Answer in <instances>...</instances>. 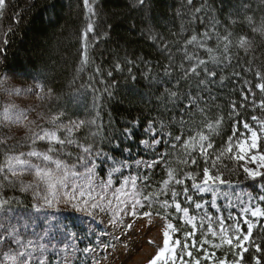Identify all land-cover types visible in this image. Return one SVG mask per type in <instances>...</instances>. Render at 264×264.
Instances as JSON below:
<instances>
[{
    "label": "trees",
    "instance_id": "16d2710c",
    "mask_svg": "<svg viewBox=\"0 0 264 264\" xmlns=\"http://www.w3.org/2000/svg\"><path fill=\"white\" fill-rule=\"evenodd\" d=\"M89 5L92 13L84 0H7L6 9L0 16V78L10 74L23 83L38 88L42 86L44 92L40 95L43 96V112L47 119L59 115L60 122L64 124L83 121L84 124L74 130L71 138L81 145L92 146V160L105 157L115 161H153L160 160L162 153H168L152 171L138 170L135 173L140 178V185L147 178L148 190H153L167 178L166 166L178 170L184 167L176 163L177 154L184 158L180 150L174 153L171 148L173 138L181 131L186 138L190 130L195 131L207 121L222 116L219 134L212 136L214 149L209 150L215 155L233 135L234 127V139L243 138L241 133L249 136L243 128L244 122L258 130L251 117L256 115L264 119V110L258 106L259 101L264 100V93L255 87L257 83L264 82V79L256 77L257 71L264 76V32L253 29L264 25V0H192L191 4L187 0H144L142 4L139 0H89ZM198 8L200 11L196 12ZM89 23L92 31H86ZM206 31L211 37L205 42L206 47L212 48L213 55L219 59L216 63L207 64L209 70L216 71L215 78L205 77L198 69L200 78L209 81L200 86V78L195 76L188 81L182 80L179 65L189 66V62L184 60L185 42L193 34L203 40L202 34ZM224 36H228L230 43L222 39ZM241 37L248 38L250 46L241 48ZM226 44L228 50L225 54ZM187 51L201 59H209L204 48L189 45ZM85 55L87 63L82 64ZM166 68L168 75L165 74ZM177 80H180L181 99L175 105L169 103L165 107L160 98L166 89H175ZM249 86L255 94V107L253 96L248 92ZM49 89L52 90L50 97L47 95ZM188 91L200 98L199 108L204 109L203 115L197 108H193L191 113L185 112L183 106L188 101L183 94ZM242 91L248 95L247 101L243 100ZM233 101L239 114L230 116ZM241 103L245 104L244 108L240 107ZM182 116L185 120L192 116L183 128L179 123ZM161 120L166 125L164 132H171L172 137L163 135L160 138L169 143L162 142L148 153L141 147V141L151 142V133L146 131L149 121L157 122L158 129ZM59 135L64 138L68 134L61 131ZM26 145L32 146L29 141ZM11 146L9 143L0 145V162L5 154L23 152L26 148ZM33 147L46 151L48 145L38 141ZM56 148V158L69 165L82 166L77 161V157L83 155L81 148L75 144L63 149L56 145ZM97 152L101 155H95ZM193 155H196L197 165L186 170L202 171L205 166L203 158L196 153ZM217 168L230 184L242 185L256 196L261 194L258 188L264 185V177L249 178L241 162L225 157ZM186 183L194 202L205 201L191 189V181ZM177 190L180 191L179 186ZM0 192L5 198H15L7 206L9 211L32 210L38 203L33 199L32 191L20 192L18 188L6 187ZM178 199L187 206L183 196ZM223 209L225 224H232L233 220ZM148 210L146 207L140 212ZM151 211L154 215L159 212L164 216L158 205ZM169 212L178 215L174 209H169ZM190 213L198 218L205 213L211 215L214 226L218 227L215 222L219 216L212 209L197 212L193 203ZM169 220L180 229L176 235L183 240V232L190 231V226L182 225L178 218L169 216ZM240 223L246 232L247 225L241 220ZM254 223L256 226L250 237L252 246L243 254L242 264H254V256L264 264V220ZM200 238L197 231L195 239L199 242ZM208 238L212 239L211 236ZM256 244L260 245L259 253L255 251ZM204 247L216 252L214 260L227 254L228 261H232L233 253L239 251L227 245L220 249ZM192 251L194 256L203 255L195 249ZM184 259L189 258L185 256ZM201 264L209 262L202 259Z\"/></svg>",
    "mask_w": 264,
    "mask_h": 264
},
{
    "label": "snow or ice",
    "instance_id": "6c2138e0",
    "mask_svg": "<svg viewBox=\"0 0 264 264\" xmlns=\"http://www.w3.org/2000/svg\"><path fill=\"white\" fill-rule=\"evenodd\" d=\"M142 4L144 0H139ZM189 4L192 0H187ZM85 6L90 13L93 12L92 7L89 5V0H84ZM7 6V0H0V16L3 15ZM199 12L200 9H196ZM86 31H92V24L89 23ZM253 31L264 32V25H261L259 29L254 28ZM86 35V33H85ZM203 40L199 39L197 35L193 34L186 42L184 46V60L189 62V66L185 67L184 63L179 65L181 70V79L188 81L191 77L195 76L200 78L201 69L205 77L215 78L216 71L209 70L207 64L209 62H218V57L213 55V49L207 48L205 42L211 39L208 32H204ZM224 41L229 42L228 36L222 38ZM5 43L7 41L5 40ZM189 45H194L199 48H204L209 53V59H201L195 53H188L187 48ZM239 46L246 48L250 46L248 38L241 37L239 40ZM227 44L225 45V54L227 53ZM87 63V56L85 55L82 60V64ZM170 67V66H169ZM99 69H97V72ZM165 74H170L168 68L165 69ZM111 75V73H109ZM238 75V74H235ZM258 80L264 79L261 72H256ZM223 80V77L221 78ZM209 81L203 78L199 79V85L203 86ZM248 84L247 81H245ZM4 80L0 78V90L4 91L7 95H21L24 93V89L20 88H4ZM180 80H177L174 90L166 89L163 97L160 98V102L165 107L169 103L175 105L177 101L181 99V92L179 89ZM261 93H264V82L257 83L255 85ZM31 92L32 89H28ZM44 92L43 87L39 88L37 93L38 99H42L40 94ZM248 92L252 94V104L255 107L257 102L254 99L255 94L252 93V89L249 86ZM52 90L49 89L47 95L50 97ZM187 99V104L183 106L186 113H191L193 108H197L203 115L204 109L199 108V97L192 95L191 91L183 94ZM243 100L249 99L248 95L241 92ZM258 106L264 110V100L259 101ZM241 108L245 107V104H240ZM2 112H0V129H11L13 125L21 126L26 129L24 141H29L31 145H35L37 141H44L48 144L46 151H37L35 149L28 152H19L15 154H5L4 159L0 162V190L11 187L18 188L20 192H33L34 200H42L43 205L34 204L33 207L40 211L42 208L56 207L61 201L68 205L73 212L81 213L87 217L96 219L98 214H105L110 216V223L117 224L122 221L124 215H130L136 217L138 214L146 218H151L153 215L151 209L153 206L158 205L164 211V219L168 222L165 223L162 236L163 244L158 248L156 256L152 259L150 264H201V260H206L209 264H242L243 254L248 251V247L252 246L250 237H252L253 228L256 226L252 219L249 218H264V207L260 206V202H264V194L258 197L248 196L247 203H241V216L243 217V224L247 225V231L244 232L241 228L240 220L236 217L229 216V219L233 220L230 225L225 224V219L222 216L216 218V224L214 226L213 217L208 214H204L199 218L196 215L190 214V207L194 203L195 210L197 212L204 208V205L199 202L193 201V196L189 194V187L187 181H191V189L198 193L211 192L216 193L217 185L230 184V181L223 179V174L218 170V163H222L223 159L227 157L231 160L251 162L256 165V168L243 167V171L247 176L253 180L257 177H264V153L256 152L253 150L258 149L260 140L259 134H264V119L259 118L256 115L251 117V120L256 122L257 128L251 126L248 122L243 123V128L250 133V136H245L241 133V139H234L236 136V129L233 128V135L229 136L225 144L216 151L215 155L209 152L214 149V143L212 141L213 135H218V129L223 123V117H218L215 120H209L202 126L198 127L195 131L190 130V134L185 138L183 132L176 135L171 143L173 152L176 153L177 149L184 157L180 158V154L176 155V163L183 165V168L179 170L172 166H166L167 178L160 182L158 188L148 190L147 178L143 185L138 184L139 177L130 176L124 177L119 187H113L112 174L119 172V167H113L108 174L106 180L98 179L95 172V162L92 157V146H84L77 143L72 139V133L74 130H78L83 121L79 123L69 121L68 124L60 122L59 115H53L46 122L51 124V128H46L44 125L37 123V120H28V112L35 111V109H21L14 103H6L2 105ZM232 113L238 115L236 111L235 101L231 104ZM37 119H46L43 113H39ZM192 120V116L185 120L183 116L180 118L179 123L181 128L187 126L189 121ZM92 123H95L93 121ZM154 121H149V126L146 129L151 133V142L148 140H142L141 144L149 148H154L160 143H169L163 141L160 137L167 135L172 137L171 132H164L166 127L163 120L159 121V128H156ZM35 128V131L33 130ZM63 131L68 135L64 138L59 135ZM127 131V130H126ZM259 133V134H258ZM12 136H5L0 138V145H7L9 139H13ZM17 143H20L19 141ZM75 144L76 147L82 149L83 155L77 157V161L83 166V172L77 170L76 164L69 165L67 162L60 158L55 157L57 152L56 145H59L61 149L68 145ZM15 147V146H11ZM194 153L203 158L204 167L202 171H188V167L197 165V158ZM71 155V153H68ZM251 154V155H250ZM95 155L99 156L101 153L97 152ZM168 155V153H162L160 160H153L150 163L137 161V164L145 163V167L152 169L156 164L161 163L162 160ZM32 158H35L33 160ZM171 162H169V165ZM123 167V165H121ZM215 172V174H214ZM26 175L32 176L31 181H25L23 178ZM177 186L180 187V191L177 190ZM43 190L45 194L41 195L40 190ZM261 191L264 192V185H261ZM170 194V198H169ZM183 196L186 205L181 202L178 197ZM163 197V199H161ZM15 198H5L0 192V210L4 211V215L0 216V244L6 245L8 250L0 252V264H44V261L36 256L34 253L39 252L43 245L37 240H27L23 238V234L20 232L17 226L18 222H14L13 218L8 215L9 207ZM253 201H256L253 203ZM207 203V202H205ZM213 208L217 207L215 202V195L211 201ZM148 208V211L140 212V209ZM169 209H174V212L178 215H172ZM157 215L160 213L157 212ZM179 219L182 225L190 226V231L183 232V240L177 237V233L180 229L169 220ZM199 225V226H198ZM131 227V225H128ZM197 231L200 232L201 238L199 242L195 239ZM211 236V240L208 238ZM189 241H191L189 243ZM218 241V242H217ZM153 243V241H149ZM247 244V246H246ZM208 245L212 249H220L227 245L231 249L239 250L234 252V259L228 261L227 254L223 258L214 260L216 257L215 251H209L204 246ZM192 249L197 252H202V256H194ZM84 253H95V249L92 247L84 248ZM255 251L261 252L259 244L255 245ZM187 256L189 259L185 260ZM254 264H261L259 257H253ZM65 264H72L70 260H66Z\"/></svg>",
    "mask_w": 264,
    "mask_h": 264
},
{
    "label": "rangeland",
    "instance_id": "374dc122",
    "mask_svg": "<svg viewBox=\"0 0 264 264\" xmlns=\"http://www.w3.org/2000/svg\"><path fill=\"white\" fill-rule=\"evenodd\" d=\"M1 78L4 80V88H20L25 91L21 95L9 96L0 90V112L3 110L2 105L6 103H14L21 109H35V111L28 112V120H37V123L44 125L46 128L52 127L51 124L47 127V118L43 112L44 102L37 97L38 87L23 83L10 74H5ZM28 89H32V91L28 92ZM39 113H43L46 119L38 120ZM33 130L35 131V128ZM25 133L26 129L24 127L13 125L11 129H0V138L5 136L14 137L9 139L7 143L12 146L17 145L19 148L23 147L22 149L26 147L23 152L37 150L33 147L36 144L26 145L28 141L23 140ZM259 135V147L253 150L251 154L264 153V147H262L264 134ZM18 141L20 143H17ZM46 145L48 144L46 143ZM142 147L151 152L158 145L154 148L145 145H142ZM32 159L35 160V158ZM93 160L96 165L95 172L98 179L106 180L113 167L120 168L119 172L112 174L114 188L120 186L124 177L136 176L133 173L136 170L152 171L158 166L156 164L154 168L148 169L145 167V163L137 164V161L150 163L145 160L119 162L105 157L94 158ZM239 162L243 164V167L256 168V165L251 162ZM77 170L83 172L84 168L83 166H77ZM261 171H264V169H261ZM23 179L26 182L31 181L32 176L26 175ZM40 193L41 195L45 194L42 189ZM199 194L208 198L205 200L207 203H202L204 205L203 210L207 209L209 205L212 209L221 213L220 208L224 204L229 212L234 211L241 216V203H247L250 193L241 187L224 184L216 186L215 194L211 192ZM214 195L217 205L215 208L211 206ZM251 196L256 197L252 194ZM37 202L43 205L42 200H37ZM255 202L253 201V203ZM260 206L264 207V202H260ZM3 215L4 211L0 210V216ZM8 215L13 218L14 222H18L17 226L23 234L25 242L29 239L35 241L39 238L38 242L43 245V248L34 254L39 256L44 264H65L66 260H70L72 264H150L156 256L158 248L163 244L162 231L165 223L168 222L159 216L152 215L151 218H146L138 214L136 217L124 215L121 222L112 224L109 215L98 214L96 219L93 220L84 214L73 212L63 201L53 208L44 207L40 211L35 208L32 210L20 209L9 211ZM241 218L243 219L242 216ZM249 218L253 222L264 220V218H252L250 216ZM254 224L256 225V223ZM128 225H131V227H128ZM150 240L153 243H149ZM86 247L94 248L95 253H84L83 250ZM7 250L6 245L0 244V252Z\"/></svg>",
    "mask_w": 264,
    "mask_h": 264
},
{
    "label": "bare ground",
    "instance_id": "6f19581e",
    "mask_svg": "<svg viewBox=\"0 0 264 264\" xmlns=\"http://www.w3.org/2000/svg\"><path fill=\"white\" fill-rule=\"evenodd\" d=\"M141 147H142V144H141ZM143 148V147H142ZM145 150V149H144ZM146 151V150H145ZM154 151V150H153ZM153 151H151V152H153ZM146 152H148V153H151V152H149V151H146ZM138 160H145V161H148V162H152V161H150V160H146V159H138ZM137 161V160H136ZM158 165H159V163H158ZM156 168V167H155Z\"/></svg>",
    "mask_w": 264,
    "mask_h": 264
}]
</instances>
